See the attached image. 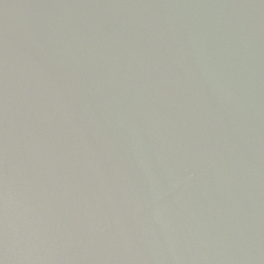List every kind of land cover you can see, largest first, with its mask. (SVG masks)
<instances>
[{"label": "water", "instance_id": "obj_1", "mask_svg": "<svg viewBox=\"0 0 264 264\" xmlns=\"http://www.w3.org/2000/svg\"><path fill=\"white\" fill-rule=\"evenodd\" d=\"M0 264H264V0H0Z\"/></svg>", "mask_w": 264, "mask_h": 264}]
</instances>
